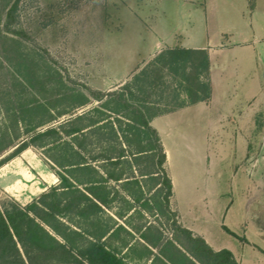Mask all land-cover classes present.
Listing matches in <instances>:
<instances>
[{"label":"trees","instance_id":"obj_1","mask_svg":"<svg viewBox=\"0 0 264 264\" xmlns=\"http://www.w3.org/2000/svg\"><path fill=\"white\" fill-rule=\"evenodd\" d=\"M22 1L0 0V155L12 150L0 167L34 149L58 184L26 205L0 199V264H132L121 251L137 247L151 264H239L178 220L151 125L209 102L207 50L163 49L119 87L100 91L30 45L19 26Z\"/></svg>","mask_w":264,"mask_h":264},{"label":"rangeland","instance_id":"obj_2","mask_svg":"<svg viewBox=\"0 0 264 264\" xmlns=\"http://www.w3.org/2000/svg\"><path fill=\"white\" fill-rule=\"evenodd\" d=\"M131 1L23 0L19 26L32 38L30 45L45 48L70 79L107 92L144 64L131 61V54L148 36L131 19L135 10ZM149 1L155 11L182 5L176 0ZM255 64L263 83L262 51ZM261 86L244 119L224 120L212 127L211 135L206 132L208 127L201 126L197 134L174 136L164 142L169 154L166 168L174 185L171 207L177 213L179 208L184 219L182 222L178 213L181 224L194 226L215 247L254 260L263 257L262 250L251 247L245 239L264 249V232L255 226H264V83ZM11 151L0 155V164ZM5 195L11 197L0 191V199H6ZM170 225L171 220L165 226L169 237ZM121 255L132 264L152 262L139 247L136 252L123 249Z\"/></svg>","mask_w":264,"mask_h":264},{"label":"crops","instance_id":"obj_3","mask_svg":"<svg viewBox=\"0 0 264 264\" xmlns=\"http://www.w3.org/2000/svg\"><path fill=\"white\" fill-rule=\"evenodd\" d=\"M161 1L157 0L158 3ZM261 2L176 0V4L182 3L180 7H160L155 11L157 8H152L149 0L131 1L135 8L131 19L139 30L148 32L147 42L131 54L132 62L146 64L163 49L174 47L204 49L209 55V102L186 106L151 122L165 148L166 164L169 160L166 139L197 134L201 126L208 127L206 132L211 135L212 127L222 125L224 120L244 119L245 111L254 104L264 83L258 79L259 66L255 64L260 52L264 53V7ZM20 155L0 167V191L26 205L49 187L57 185L58 179L33 149ZM172 186L174 189L173 181ZM178 213L184 222L179 208ZM184 225L203 237L214 250L227 249L213 246L201 231ZM255 226L260 233L264 232V226ZM245 242L262 250L263 257L258 260L251 256L238 257L230 250L239 264H264V249L247 238Z\"/></svg>","mask_w":264,"mask_h":264}]
</instances>
